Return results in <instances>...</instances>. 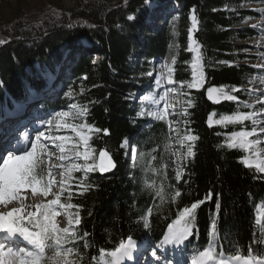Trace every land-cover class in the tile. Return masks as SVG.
I'll return each instance as SVG.
<instances>
[{
  "label": "trees",
  "instance_id": "obj_1",
  "mask_svg": "<svg viewBox=\"0 0 264 264\" xmlns=\"http://www.w3.org/2000/svg\"><path fill=\"white\" fill-rule=\"evenodd\" d=\"M260 1L90 0L68 11L53 0H37L33 4L16 0L14 5L2 0L0 39L6 43L0 45V118L31 99L32 92L44 91L47 79L57 78L70 55L78 52L80 58L68 73L65 89L67 94L71 93V100L62 102L67 106L74 103L87 106V121L109 133H99L100 138L93 143L98 150L106 147L111 151L117 169L106 175L91 173L95 187L83 196L75 195L78 189L73 187L72 202L82 205L80 227L91 234L87 239L95 245L81 249L86 253L84 264H89L100 247L111 249L129 236L138 249L149 244L163 246L167 224L175 218L178 208L198 200L204 203L196 210L194 235L182 245L183 253L192 255L194 249L207 244L213 219L217 221L219 242L227 251H235L236 246L246 251L250 244L264 247L253 244L261 231L256 221L257 217L261 220L260 209H264V174L244 167L240 159L245 154L226 147L227 137L239 126L208 125L212 113L219 119L238 107L241 111L250 109H244L237 101L214 104L206 92L209 86L224 87L229 92L235 87L239 91L231 94L250 103L249 90L260 83L264 69L247 63L250 57L242 55L246 47L240 44L260 34L257 29L243 26L246 19L259 14L246 6ZM175 2L181 7L179 19L163 28L142 29L145 18L151 14L150 3L174 7ZM7 8L9 15L4 13ZM193 9L199 21L193 33L203 55L205 74V86L200 90L180 88V82L192 78L193 54L187 49ZM129 16L134 19L129 20ZM143 36L145 50L135 54ZM96 55L100 56L98 64ZM175 56L172 76L182 93L181 113L186 107L189 112L180 119L187 121L184 123L187 129L199 136L195 157L181 161L164 153L165 137L172 136L167 124L139 118L133 110L137 96L150 91L148 74L153 71L154 62ZM185 92L187 96L183 95ZM187 100L192 101V107L187 106ZM173 118L179 119L177 115ZM124 139L137 148L135 161L130 148L120 147ZM170 143L173 146L174 141ZM153 148L157 152H152ZM140 152L145 153L143 159ZM149 153L162 156L169 164L166 183L182 192L177 203L157 207L160 201L154 199L145 185L146 179L158 183L161 180L144 171ZM173 160L184 168L179 184L173 179L176 167ZM158 163L159 159L152 161L154 166ZM75 175L79 177L81 173ZM209 193L212 196L206 199ZM148 208L154 212L150 217L151 228L145 229L141 216Z\"/></svg>",
  "mask_w": 264,
  "mask_h": 264
},
{
  "label": "snow or ice",
  "instance_id": "obj_2",
  "mask_svg": "<svg viewBox=\"0 0 264 264\" xmlns=\"http://www.w3.org/2000/svg\"><path fill=\"white\" fill-rule=\"evenodd\" d=\"M128 19L132 20L134 17L129 16ZM190 19L192 23L187 50L194 53L190 64L192 78L190 81L180 82V88L200 90L205 85V74L200 45L192 35L199 23L195 9L192 10ZM4 43L6 41L0 39V45ZM175 63V58H172L171 64ZM164 67L168 73L167 83H176L171 75L174 69L168 65ZM251 82L254 80H250ZM259 82L264 85V75L259 77ZM156 83L160 84V78H157ZM169 91L177 92V89ZM237 91L239 89L235 87L231 90ZM206 92L208 100L214 104H219L222 100L237 101L244 109H250L241 111L238 107L231 114L221 115L215 121L213 117L216 113H212L208 117V125L212 127L215 123L225 127L239 126V130H233L227 137L226 147L238 149L245 154L240 159L244 167L264 174V95L255 97V103H249L239 101L224 87L209 86ZM68 95L71 96V93ZM183 95L187 96L188 93L185 92ZM167 99V92L160 96L159 100L154 96H146L144 100L154 105L155 109L142 110L138 115H147L154 120L163 121L167 124L168 131L175 133L174 137L166 135L164 153L175 156L177 160L193 158L196 155L194 149L199 136L192 134L190 129L182 131L178 126L180 121L169 119L170 115H176L174 111L170 112V108L174 106L168 103L163 107L159 106L160 101ZM186 104L188 107L193 106L191 100H187ZM256 104L260 107L257 108ZM69 107L70 111L57 112L49 124L54 122L57 131L67 130L74 135H45L41 132L27 148H16L0 153V264H84L86 253L81 249L95 246L87 239L91 234L80 227L82 205L72 202L73 187L78 189L75 195L83 196L95 187L90 178L91 173H109L117 164L109 149L104 147L98 150L93 143L100 138L99 133L108 135V130L87 121L86 117L89 115L87 106L71 104ZM181 115L185 117L189 115L187 107L183 109ZM172 140H175L179 149L186 151L173 150L170 143ZM43 141H48L58 149V153L49 150V145ZM120 147L126 150L130 148L132 159L134 161L137 159V148L131 146L129 139H124ZM152 152H157V149L153 148ZM148 156L150 159L144 171L161 177L159 183L154 179L145 180L146 187L151 190L150 194L160 201L157 207L165 203H177L182 192L175 185L166 183L169 178L167 172L169 164L162 156L158 157L151 153ZM139 157L143 159L145 153L140 152ZM158 159L159 163L154 166L152 161ZM172 163L176 164L173 179L179 184L184 177V168L177 164L176 160ZM75 173H81V176L77 177ZM211 196L209 193L206 199H210ZM36 198H39L38 201ZM202 203L203 200H198L178 208L175 218L167 224V232L161 243L177 247L185 245V242L194 235L196 210ZM216 207L219 210L218 201ZM153 212V208H148L141 216L145 229L151 228L150 217ZM91 214L89 211L88 215ZM256 222L261 225V231L258 238L253 240V244L264 246V224H261L259 217ZM208 235L207 244L193 250L190 264H264V247L256 248L250 244L246 251L238 246L235 251H227L219 242L215 219L212 220ZM136 247L135 241L129 236L127 240H119L111 249L100 247L98 254L91 256L89 264H126L127 261L133 260ZM155 255L153 252V256Z\"/></svg>",
  "mask_w": 264,
  "mask_h": 264
},
{
  "label": "rangeland",
  "instance_id": "obj_3",
  "mask_svg": "<svg viewBox=\"0 0 264 264\" xmlns=\"http://www.w3.org/2000/svg\"><path fill=\"white\" fill-rule=\"evenodd\" d=\"M8 4L10 5H14L16 0H5ZM37 0H26L27 3H31L33 4L34 2H36ZM57 3H60L64 9L70 11V10H76L78 9L83 3L90 1V0H53ZM2 3V0H0V4ZM154 4H151V9L153 10L154 8ZM175 9V8H172ZM247 10H259L262 11L264 10V7L262 6V4H250L248 6H246ZM6 15H9V10L8 8L4 10ZM155 11V10H154ZM161 10L158 11V13H160ZM171 14L175 15L178 11L175 10H171ZM160 17V18H159ZM159 17L153 16L152 14L149 15L147 18H145V22L142 24V29L144 30V28H155L157 26H159L160 24H164L168 22V17L165 18V15H163L162 13L160 14ZM158 19L162 20L160 24H158ZM174 19V18H173ZM263 19L257 20L255 18H248L243 22V26L245 27H253L255 29H261L262 31H264V29L262 28L263 25H260L261 23H263ZM172 24V23H169ZM149 34V33H146ZM193 34V33H192ZM194 38V37H193ZM140 48H135L134 52L135 54H139L142 51H144L145 49H143V47L145 46V42L146 39L145 37H141L140 39ZM240 47H246L245 49H243L245 52L242 54L244 56L250 57V59H247V63L252 65L253 67L256 68H260V69H264V67H259V65H264V38H253V39H249L245 42H242L240 44ZM192 53V52H191ZM194 55V53H192ZM73 57L77 56L78 58L80 57V54L78 52H73L71 54ZM70 55V56H71ZM174 57H170L168 60H166L164 63L157 65V63H154V69L151 73L148 74L150 83H149V88L150 91L148 93L147 96H154L157 100H159V97L164 95L165 92L168 93V99L165 101H160L159 106L163 107V105L165 103H168L169 105H172L174 107L170 108V112L174 111L176 113V115H178L179 119L178 121H180L181 123L178 125L180 127V129L183 131L185 129H187L186 125L184 124L183 121H181L180 117L181 115V108H180V104H181V100H182V96H180L179 93V88L178 85L176 84H168L167 83V68L164 67V65H168L170 67H172L171 64V59ZM98 59V60H97ZM96 61L99 62L100 61V56L96 55ZM138 61H141V57ZM67 67L62 71H60V74L58 76V78L55 81H49L51 80L50 77L49 79H47L48 81V85L50 84V86H48L46 88L45 91H43L42 93H34V97L32 100L30 101H26L21 103L20 105L17 106L16 109L11 110V111H7L5 113L4 116H2L0 118V120H2L0 122V127L1 129L5 130L3 133L4 135L1 136V138H4V140L6 141L5 145H7L5 148V150H3L4 146H2L0 144V153H4L6 152V150H12V149H16L18 148V144L17 146L15 145V143H10V139H8V135L12 134V131L16 130L17 134L19 135L20 130L22 128V126L25 124L24 122V113L26 110H30L29 112V116H31L30 118H26L29 120H31V118H42L43 122L42 124L44 125V127L47 130L48 134L47 135H74L72 133H70L67 130H59L57 131L55 129L54 126V122L53 124H49V121H53V118L55 116V114L57 112H61V111H70V104L69 106H67V104H63V99H66L67 101L71 100L70 96L65 92V87H66V82H67V76L69 73L70 68L75 64L73 62H71L69 59L67 60ZM173 68V67H172ZM158 71L161 72L158 73ZM172 75V73H171ZM48 76H46L45 78H47ZM157 78H160V84L156 83ZM66 81V82H65ZM205 86V85H204ZM169 89H177V92H171L169 91ZM203 89V88H202ZM264 89V85L259 84H254L251 88V95H250V103H255V97H261L262 92ZM145 103V108H143V110L145 109H150L152 108L153 110L155 109V106L148 103L147 101L142 100ZM212 102V101H211ZM224 102V100H222L220 103ZM219 103V104H220ZM28 114V113H27ZM175 115V116H176ZM174 116H169L170 120H174L173 119ZM151 119V117H150ZM213 120L215 121V117H213ZM215 125V123L213 124V126ZM7 126V127H6ZM5 127V128H3ZM41 131V130H37L36 132ZM15 132V133H16ZM17 136V135H16ZM172 136H175V133H172ZM32 139H35V137L33 136ZM34 141V140H33ZM32 141V142H33ZM173 150H178V151H186L185 149H179V146L176 144L175 140H173ZM44 143L49 145V150L53 151V152H57L58 153V149L54 148L48 141H43ZM22 145H25L24 142L21 141L20 142ZM12 147L10 149H7L9 146ZM28 146H26L25 148H27ZM21 148V147H20ZM53 161L55 162V158H53ZM181 161V160H180ZM80 163H83L82 161H80ZM39 198H36V200L38 201ZM49 199H51V197H49ZM260 214L262 215L261 220L263 223V219H264V209H260ZM168 246V245H165ZM174 245L171 246V251L174 249ZM168 250L169 248L166 247ZM165 251V250H163ZM173 255L174 252L172 251ZM170 256L168 254H165V256L163 255H159L158 257H156V259H163V264H167L169 262H172V260L174 259V257ZM178 259L181 258L179 256V254L176 256ZM176 258V260H177ZM126 264H129V261L126 262ZM173 264V263H172Z\"/></svg>",
  "mask_w": 264,
  "mask_h": 264
},
{
  "label": "bare ground",
  "instance_id": "obj_4",
  "mask_svg": "<svg viewBox=\"0 0 264 264\" xmlns=\"http://www.w3.org/2000/svg\"><path fill=\"white\" fill-rule=\"evenodd\" d=\"M178 4H179V3H178ZM172 10H175V9H172ZM192 35H193V34H192ZM193 37H194V35H193ZM69 60H70L71 62H73V63H77V61L79 60V58H78L77 56H74V57H73V56L71 55ZM97 60H98V59H97ZM158 73L161 74L160 71H158ZM65 82H66V81H65ZM66 83H67V82H66ZM262 93L264 94V91H263ZM31 109H32V108H30V110H28V111L26 110V111L24 112V113H26V112L28 113V114L26 113V114L23 115L24 118H25L24 121H27V120H28V119H26V118H30V117H31V116H29V112L31 111ZM0 125H1V124H0ZM6 127H7V126H6ZM3 128H5V127H3ZM0 131H1V127H0ZM4 131H5V130H3V132H4ZM3 132H2V133L0 132V144H1L2 146H4L3 150H5V149H6L5 147L7 146V145H5L6 141L4 140V138H1V136L4 135ZM15 132H16V130L12 131V133H13L14 136H16V133H15ZM38 132L41 133V131H38ZM39 133H37V135H38ZM47 134H48V132L45 131V135H47ZM20 147H21V148H20ZM25 147H26L25 145L19 144V147H18V148H19V149H24Z\"/></svg>",
  "mask_w": 264,
  "mask_h": 264
},
{
  "label": "water",
  "instance_id": "obj_5",
  "mask_svg": "<svg viewBox=\"0 0 264 264\" xmlns=\"http://www.w3.org/2000/svg\"><path fill=\"white\" fill-rule=\"evenodd\" d=\"M116 169H117V167H116L115 169H113L111 172H109V173H104V174H102V175H106V174L113 173V172H115Z\"/></svg>",
  "mask_w": 264,
  "mask_h": 264
}]
</instances>
